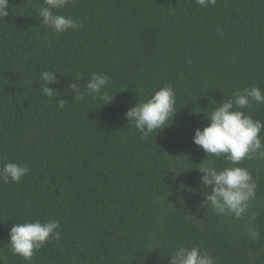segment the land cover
Here are the masks:
<instances>
[{"label": "trees", "instance_id": "trees-1", "mask_svg": "<svg viewBox=\"0 0 264 264\" xmlns=\"http://www.w3.org/2000/svg\"><path fill=\"white\" fill-rule=\"evenodd\" d=\"M8 3L0 19V167L30 171L19 183L0 181L2 264H26L12 255L9 230L36 220L58 221L60 239L49 238L30 264H169L180 245L206 250L215 264H264V159L236 165L257 184L252 240L247 216L200 206L198 168L232 165L192 141L233 93H264V0L207 8L196 0H76L58 14L82 27L61 34L41 24L43 0ZM44 70L57 73L51 99L39 93ZM92 73L110 77V103L73 99L67 85L83 91ZM166 84L176 94L172 123L141 138L124 113ZM242 111L264 121V104Z\"/></svg>", "mask_w": 264, "mask_h": 264}, {"label": "clouds", "instance_id": "clouds-1", "mask_svg": "<svg viewBox=\"0 0 264 264\" xmlns=\"http://www.w3.org/2000/svg\"><path fill=\"white\" fill-rule=\"evenodd\" d=\"M216 2L217 0H196V3L204 8L215 6ZM74 3L76 0H43V4L37 9L41 24L56 34L81 28L82 25L77 19L58 14L60 10ZM8 8V0H0V19L4 20L9 15ZM56 74L50 70L40 73L41 95L51 99L59 94L56 89L49 87L58 82ZM109 82L110 77L106 74L92 73L83 91L76 82L69 83L67 88L73 94V99L83 100L85 96H99L110 103L113 96L109 98L105 94ZM253 101L257 105L264 104V93L258 86L233 93L231 99L219 103L218 107L208 113L205 117L209 121L207 126L195 129L192 141L207 157L222 156L232 165L221 170L210 164L198 168L202 174L199 183L204 197L200 206H210L213 213L237 220L247 216L250 226L245 229V233L255 240L259 238V232L254 226L256 214L249 211V202L256 197L257 184L248 169L236 166L244 159H264V143L261 138L264 121L255 120L242 111L250 107ZM65 102L64 99L57 101L60 108H64ZM175 105V91L171 84H166L147 100L130 107L124 116L141 138H148L151 134L156 135L170 126L172 122L169 124L168 121H172L177 112ZM29 171V168L22 164L4 163L0 167V181L5 184L19 183ZM186 190L195 192L194 189ZM59 228L60 224L55 220L12 224L8 239L12 255L19 256L26 264H30L34 252L41 249L49 238L59 241ZM168 260L169 264H215L214 258L206 250L184 245L177 246ZM2 261L3 258H0V264Z\"/></svg>", "mask_w": 264, "mask_h": 264}]
</instances>
